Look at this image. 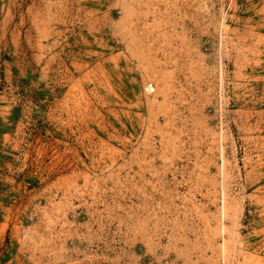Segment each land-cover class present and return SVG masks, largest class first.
Listing matches in <instances>:
<instances>
[{"label":"rangeland","instance_id":"rangeland-1","mask_svg":"<svg viewBox=\"0 0 264 264\" xmlns=\"http://www.w3.org/2000/svg\"><path fill=\"white\" fill-rule=\"evenodd\" d=\"M0 264H264V0H0Z\"/></svg>","mask_w":264,"mask_h":264}]
</instances>
